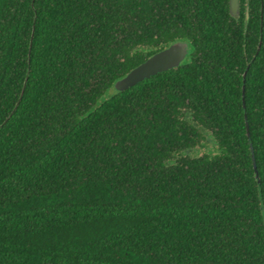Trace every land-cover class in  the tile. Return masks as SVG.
Instances as JSON below:
<instances>
[{
    "label": "trees",
    "instance_id": "16d2710c",
    "mask_svg": "<svg viewBox=\"0 0 264 264\" xmlns=\"http://www.w3.org/2000/svg\"><path fill=\"white\" fill-rule=\"evenodd\" d=\"M0 264H264V0H0Z\"/></svg>",
    "mask_w": 264,
    "mask_h": 264
},
{
    "label": "water",
    "instance_id": "95a60500",
    "mask_svg": "<svg viewBox=\"0 0 264 264\" xmlns=\"http://www.w3.org/2000/svg\"><path fill=\"white\" fill-rule=\"evenodd\" d=\"M229 4L231 13L236 15L239 11V0H229ZM189 51L190 45L187 41L177 40L132 68L126 75L116 81L115 88L117 90H124L153 74L177 67L186 59ZM245 75L246 72L244 73V78ZM245 118L247 122V116ZM247 131L249 135L248 123Z\"/></svg>",
    "mask_w": 264,
    "mask_h": 264
},
{
    "label": "rangeland",
    "instance_id": "374dc122",
    "mask_svg": "<svg viewBox=\"0 0 264 264\" xmlns=\"http://www.w3.org/2000/svg\"><path fill=\"white\" fill-rule=\"evenodd\" d=\"M209 147H211V142H209L206 146H202L200 151L207 150Z\"/></svg>",
    "mask_w": 264,
    "mask_h": 264
}]
</instances>
